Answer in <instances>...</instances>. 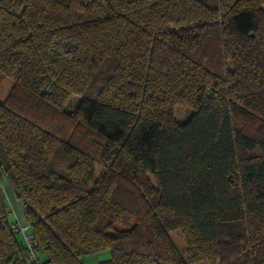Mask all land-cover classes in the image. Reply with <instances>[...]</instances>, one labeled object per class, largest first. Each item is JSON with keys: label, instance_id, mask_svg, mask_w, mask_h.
Masks as SVG:
<instances>
[{"label": "trees", "instance_id": "obj_1", "mask_svg": "<svg viewBox=\"0 0 264 264\" xmlns=\"http://www.w3.org/2000/svg\"><path fill=\"white\" fill-rule=\"evenodd\" d=\"M5 78L42 261L264 264V0H0ZM12 223L0 181V264H33Z\"/></svg>", "mask_w": 264, "mask_h": 264}, {"label": "rangeland", "instance_id": "obj_2", "mask_svg": "<svg viewBox=\"0 0 264 264\" xmlns=\"http://www.w3.org/2000/svg\"><path fill=\"white\" fill-rule=\"evenodd\" d=\"M11 82H12V81H11V79H9V78H5V79L2 80V83L0 84V101H2L3 97L7 94V90L9 89V87H10L9 85H10ZM190 111H191V110H190L189 108H186V107H176L175 110H174V118H175V120H176V121H179V122L185 120V119L188 117V115L190 114ZM100 173H101V169L98 168V167H95V168H94V177H95V178L98 177ZM0 181H1V183H2V188H3V191H4V195H5L6 203H7V194H6L5 189H6V186H8V183L6 182L5 179H2V178H1ZM9 218H10V217H9ZM10 220H11V218H10ZM30 234H31V233H30ZM31 235H32V234H31ZM170 235H171L173 241L176 243V245H177L179 251H180L181 253H183V250H184V249H183L184 241H183V236H182V234H181L179 231L176 230V231H172V232L170 233ZM32 239H33V236H32ZM33 240H34V239H33ZM34 242H35V241H34ZM18 243L21 244V245L26 249V252H27V248H26L25 243L23 242V240H22L21 237H19V239H18ZM35 245H36V243H35ZM34 252L36 253L37 257L39 258V255H38V253H37V251H36L35 246H34ZM97 257H98V260H99V261H100V260H106V259L109 258V252H108V251H102V252H100L99 254H97ZM39 259H40V258H39ZM26 260H27V255H26ZM40 260H41V259H40ZM93 260H94V259H91V258H88V257H83V258H82V262H83L84 264H91ZM27 261H28V260H27ZM41 261H42V260H41ZM28 262H30V261H28ZM43 262H46V261H43ZM30 263H33V262H30ZM33 264H34V263H33ZM200 264H207V263H205V262H201Z\"/></svg>", "mask_w": 264, "mask_h": 264}, {"label": "crops", "instance_id": "obj_3", "mask_svg": "<svg viewBox=\"0 0 264 264\" xmlns=\"http://www.w3.org/2000/svg\"><path fill=\"white\" fill-rule=\"evenodd\" d=\"M11 84H12V82L9 85L10 87H11ZM10 87H9V89H10ZM5 191L7 194L8 216L11 218V221L12 222L18 221L20 223H26L25 217H24V202H23V200L17 196L16 192L14 191V189L10 185L6 186ZM85 257L94 259L91 264H97L98 263L97 255H95V256L90 255V256H85Z\"/></svg>", "mask_w": 264, "mask_h": 264}, {"label": "built area", "instance_id": "obj_4", "mask_svg": "<svg viewBox=\"0 0 264 264\" xmlns=\"http://www.w3.org/2000/svg\"><path fill=\"white\" fill-rule=\"evenodd\" d=\"M90 1V0H86ZM12 231L14 232L15 236L19 239L22 238L25 246L27 248V260L33 262L34 264H50L49 262L41 261L36 253L34 252L35 242L32 239V235L29 231V226L27 223H20L18 221H14L11 224Z\"/></svg>", "mask_w": 264, "mask_h": 264}, {"label": "water", "instance_id": "obj_5", "mask_svg": "<svg viewBox=\"0 0 264 264\" xmlns=\"http://www.w3.org/2000/svg\"><path fill=\"white\" fill-rule=\"evenodd\" d=\"M8 264H12V263L10 262V263H8Z\"/></svg>", "mask_w": 264, "mask_h": 264}]
</instances>
